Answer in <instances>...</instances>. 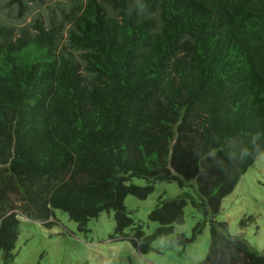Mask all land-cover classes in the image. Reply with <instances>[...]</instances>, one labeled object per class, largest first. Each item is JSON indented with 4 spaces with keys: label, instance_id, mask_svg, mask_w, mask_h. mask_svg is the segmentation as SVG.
I'll return each instance as SVG.
<instances>
[{
    "label": "trees",
    "instance_id": "obj_1",
    "mask_svg": "<svg viewBox=\"0 0 264 264\" xmlns=\"http://www.w3.org/2000/svg\"><path fill=\"white\" fill-rule=\"evenodd\" d=\"M263 151L264 0H48L28 24L0 19L5 258L21 216L48 224L61 209L83 228L112 209L115 233L129 228L143 253L165 235L186 245L210 221L198 264H264L212 220ZM157 181L183 191L159 198L147 234L124 199ZM188 200L203 218L173 235Z\"/></svg>",
    "mask_w": 264,
    "mask_h": 264
},
{
    "label": "rangeland",
    "instance_id": "obj_2",
    "mask_svg": "<svg viewBox=\"0 0 264 264\" xmlns=\"http://www.w3.org/2000/svg\"><path fill=\"white\" fill-rule=\"evenodd\" d=\"M47 6L48 0L22 5L15 0H0V19L22 26L32 22L38 13L45 15ZM66 36L65 31L63 41ZM131 182L146 185L143 178L133 177ZM182 191L176 181H157L146 198L128 194L124 203L136 223H142L143 230L150 234L159 226L149 218L159 198L171 199ZM184 215L183 224H174L173 235L184 232L191 237L203 213L188 200ZM212 220L226 222L228 234L245 239L253 250L264 253V151L233 191L222 199L220 210ZM47 221L45 224L21 216L19 234L11 249L13 258H5L1 250L0 264H198L206 257L211 241V222L207 221L202 232L186 245L177 243L172 235H165L156 238L152 249L143 253L132 242L129 228L125 230L126 235L115 233L112 209L101 211L83 228L61 209H55Z\"/></svg>",
    "mask_w": 264,
    "mask_h": 264
}]
</instances>
